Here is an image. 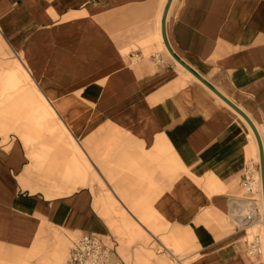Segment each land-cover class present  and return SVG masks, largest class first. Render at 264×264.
<instances>
[{
    "label": "crops",
    "instance_id": "0c3cea01",
    "mask_svg": "<svg viewBox=\"0 0 264 264\" xmlns=\"http://www.w3.org/2000/svg\"><path fill=\"white\" fill-rule=\"evenodd\" d=\"M167 8L176 56L264 145V0H0V83L35 85L5 105L33 136H0V264H62L84 234L114 263L175 264L164 236L187 264H264L239 222L252 200L264 227L257 138L170 53Z\"/></svg>",
    "mask_w": 264,
    "mask_h": 264
},
{
    "label": "rangeland",
    "instance_id": "374dc122",
    "mask_svg": "<svg viewBox=\"0 0 264 264\" xmlns=\"http://www.w3.org/2000/svg\"><path fill=\"white\" fill-rule=\"evenodd\" d=\"M15 60H17V57L14 54H6L5 53V49L4 47L1 45L0 43V74L5 73L7 69H9L12 64L15 62ZM19 69H21V65L19 64ZM21 72H23V74L21 76H23V79H21V81L16 84V85H12V87H5V83H4V79L2 80V82L0 84H3L4 86L2 87V90H0V136H2L3 138V142H6L9 140L10 136H15V137H19L21 131L25 132L26 134L28 133L29 136H33L31 134V132H28L29 129H27L26 125L31 124L30 121L26 118V116H22L20 114H16L11 108H5V105L8 103V101L15 95H19L20 93V88L23 86H27V85H34V83L32 82V80L30 79V77L27 76V74L25 73V71H18V75L20 76ZM20 76V77H21ZM2 86V85H1ZM35 86V85H34ZM4 88V89H3ZM18 89V90H17ZM58 118V117H57ZM29 123V124H27ZM36 126H38L39 128H43L44 124H39L37 123ZM46 127H48L46 125ZM61 130H65L63 126H61ZM48 132L50 134H53V130L50 129L49 127L46 130L42 129V135L43 136H48ZM37 144V142L35 143ZM38 146V145H36ZM26 149V148H25ZM27 153L28 150L26 149ZM41 160L42 165L46 164V160H47V156L44 158H38ZM115 165V164H113ZM114 167V166H113ZM69 173L65 174L64 178H68ZM95 179L98 180V183H101V185H103V188L98 189L99 191H102L106 194L112 195L110 189L106 186L105 183H103L100 179L99 176L95 177ZM97 180H94L97 181ZM108 180L111 183V185L116 184L117 182V177L112 175L111 173L108 174ZM255 188V187H254ZM113 189H116L115 186H113ZM63 190V189H62ZM248 195V193L246 194ZM127 204V203H126ZM120 207H122L121 205H119ZM125 212V211H124ZM113 217H115L114 214H112ZM124 216L129 217L131 220L132 218L128 215L127 212H125ZM257 227H255L253 229V231H251L250 233V237H252L251 235H253L254 233H257ZM146 239L148 241H150L152 238L149 237L147 234H144ZM143 237V236H141ZM162 241L171 249H173L175 252H173V254H177L176 256L178 258H182L185 256H188L187 258L184 259V263L187 264L191 261L192 257L194 256V254L192 255V253H194V251L196 250L195 246H190L189 249H178L175 245H172L170 242L167 241V239L162 236L161 237ZM70 246H72V244H69ZM163 250V249H161ZM170 250V249H169ZM66 257H68V254L66 255ZM66 257L63 259L62 264L65 262ZM154 257H156L155 253H154ZM169 262L172 263V261L176 262L175 257L173 256H168Z\"/></svg>",
    "mask_w": 264,
    "mask_h": 264
},
{
    "label": "built area",
    "instance_id": "2783aa9c",
    "mask_svg": "<svg viewBox=\"0 0 264 264\" xmlns=\"http://www.w3.org/2000/svg\"><path fill=\"white\" fill-rule=\"evenodd\" d=\"M254 178H247L244 182V186L248 190L254 189ZM259 209L254 204L252 200H250L246 208L239 219L246 227L252 226V229L257 227V233H254L250 237V249L249 252L251 254H264V244L261 239V230L262 228V220L259 217ZM261 223V224H260ZM111 248L99 240L97 237L91 234L81 235L66 260L64 264H121L119 262L112 261V253Z\"/></svg>",
    "mask_w": 264,
    "mask_h": 264
},
{
    "label": "water",
    "instance_id": "95a60500",
    "mask_svg": "<svg viewBox=\"0 0 264 264\" xmlns=\"http://www.w3.org/2000/svg\"><path fill=\"white\" fill-rule=\"evenodd\" d=\"M168 11L169 9L167 8L165 10L164 13V21L162 24V34H163V39L164 42L166 44V47L168 48V50L170 51V53L179 61L181 62L186 68H188L189 70H191L184 62H182L174 53V51L172 50L170 43L168 41L167 38V32H166V19H167V15H168ZM192 71V70H191ZM193 72V71H192ZM201 81L205 82L206 84H208L201 76L197 75L195 72H193ZM209 85V84H208ZM214 92L222 99L224 100L230 107H232L236 112H238L251 126V128L254 131V134L257 138L258 144H259V149H260V167H261V176H262V185H263V199H264V145H263V141H262V137L260 135V132L256 126V124L254 123V121L251 119V117L243 110L241 109L236 103H234L232 100H230L228 97H226L224 94H222L220 91H218L217 89H215L214 87H212L211 85H209Z\"/></svg>",
    "mask_w": 264,
    "mask_h": 264
},
{
    "label": "bare ground",
    "instance_id": "6f19581e",
    "mask_svg": "<svg viewBox=\"0 0 264 264\" xmlns=\"http://www.w3.org/2000/svg\"><path fill=\"white\" fill-rule=\"evenodd\" d=\"M226 103V102H225ZM232 108V107H231ZM233 109V108H232ZM234 110V109H233ZM235 111V110H234ZM235 113L237 114V115H239L241 118H243L238 112H236L235 111ZM244 119V118H243ZM245 120V119H244ZM246 121V120H245ZM247 122V121H246ZM248 123V122H247ZM248 125H249V123H248ZM250 126V125H249ZM257 126V125H256ZM251 127V126H250ZM258 128V127H257ZM252 129V128H251ZM259 130V129H258ZM252 132H253V134H254V131H253V129H252ZM260 132V131H259ZM261 135V134H260ZM254 136H255V134H254ZM262 137V136H261ZM255 138H256V136H255ZM261 179H262V176H261ZM254 187H256V185L258 184V179H256V178H254ZM263 186V185H262ZM263 201H264V199H263ZM259 213L261 214V211H260V209H259ZM261 239H262V241H263V244H264V227H263V225H262V229H261ZM168 249V248H167ZM169 250V249H168ZM170 251V250H169ZM174 255V254H173ZM174 257L175 258H177V261L175 262V264H181V263H183L180 259H182V258H178L176 255H174Z\"/></svg>",
    "mask_w": 264,
    "mask_h": 264
}]
</instances>
